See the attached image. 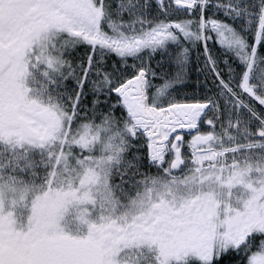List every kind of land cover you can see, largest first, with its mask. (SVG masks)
<instances>
[{"label": "snow or ice", "instance_id": "snow-or-ice-1", "mask_svg": "<svg viewBox=\"0 0 264 264\" xmlns=\"http://www.w3.org/2000/svg\"><path fill=\"white\" fill-rule=\"evenodd\" d=\"M0 264H264V0H0Z\"/></svg>", "mask_w": 264, "mask_h": 264}]
</instances>
